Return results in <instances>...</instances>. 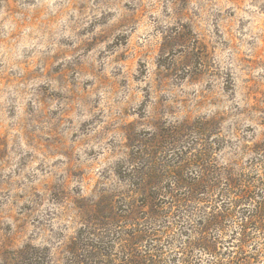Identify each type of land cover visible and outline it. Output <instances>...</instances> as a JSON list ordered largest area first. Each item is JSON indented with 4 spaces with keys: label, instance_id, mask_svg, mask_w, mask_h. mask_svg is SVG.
Returning a JSON list of instances; mask_svg holds the SVG:
<instances>
[{
    "label": "rangeland",
    "instance_id": "rangeland-1",
    "mask_svg": "<svg viewBox=\"0 0 264 264\" xmlns=\"http://www.w3.org/2000/svg\"><path fill=\"white\" fill-rule=\"evenodd\" d=\"M263 225L264 0H0V264H264Z\"/></svg>",
    "mask_w": 264,
    "mask_h": 264
},
{
    "label": "trees",
    "instance_id": "trees-1",
    "mask_svg": "<svg viewBox=\"0 0 264 264\" xmlns=\"http://www.w3.org/2000/svg\"><path fill=\"white\" fill-rule=\"evenodd\" d=\"M206 172H207V174H206ZM177 179L178 180H182L183 177L177 176ZM176 180L174 181V183H176ZM156 181H157V179L155 177H152V179L150 177L149 180L146 181L147 187L148 188L153 187V185L156 183ZM183 188L188 191L189 200H191L192 202H196V203L197 202L204 203V201L200 197H204L205 195H209L211 193L210 192V190H211V182L208 180V171L205 168H202L201 175L198 176L196 179L195 178H191V180L189 182L186 181L185 182V186L183 185ZM215 209L216 208H214V209L211 208V211H213ZM255 212H256V214H255V216H253L254 217L253 219H256L257 216L260 219L259 214L263 215L262 211L256 210ZM251 221H253V220H251ZM248 225L249 224H245V227L242 225L244 227L243 228L244 231L249 229ZM256 229H257V231H264V225L262 227H258ZM205 233H206V231H205ZM251 239H252L251 235H248L245 232V234L243 233V235H241V238L237 239V241H239L241 243H244V244H247V242L249 240H251ZM203 240H205V239H203ZM133 245H136L134 241H133ZM126 253L128 255V258L126 260L123 259V262L120 263V264H152L153 260L148 259V258L146 260L144 258L145 255H142L143 251L138 250L136 247L128 248ZM17 264H23V263L22 262H18Z\"/></svg>",
    "mask_w": 264,
    "mask_h": 264
}]
</instances>
